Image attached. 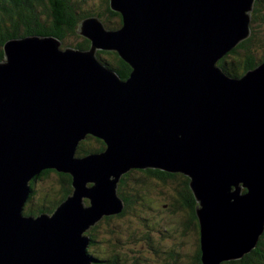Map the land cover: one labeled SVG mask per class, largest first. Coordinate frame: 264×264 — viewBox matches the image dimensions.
<instances>
[{
  "label": "water",
  "instance_id": "obj_1",
  "mask_svg": "<svg viewBox=\"0 0 264 264\" xmlns=\"http://www.w3.org/2000/svg\"><path fill=\"white\" fill-rule=\"evenodd\" d=\"M256 0H111L79 34L4 45L0 62V264H95L88 231L119 215L131 170L183 174L198 203L202 264L238 261L264 234V62L242 77L219 62L251 34ZM116 52L123 79L100 60ZM105 150L78 157L87 137ZM70 175L54 213H26L43 171Z\"/></svg>",
  "mask_w": 264,
  "mask_h": 264
},
{
  "label": "trees",
  "instance_id": "obj_2",
  "mask_svg": "<svg viewBox=\"0 0 264 264\" xmlns=\"http://www.w3.org/2000/svg\"><path fill=\"white\" fill-rule=\"evenodd\" d=\"M78 1L80 2V0H0V62L5 59L4 45L11 39H22L29 36H53L61 40L63 49L89 50L91 42L79 34L80 25L85 19L96 17L102 21L108 30H116L122 27V17L112 10L111 0H103L101 5L104 4V9L100 12H98V8L89 10L85 7L82 9ZM251 18L249 38L241 42L219 62L220 66H225V72L229 76L242 77L264 62V54L263 56L259 55L257 50L260 47L264 49V39H258L259 34L257 33L258 24L264 25V0L255 1ZM76 38L78 40H75ZM98 57L103 63L118 72L123 79L130 76L131 67L116 52L101 51L98 52ZM105 148L102 140L89 136L80 143L77 156L85 157L92 153H100ZM52 173H56L61 178V189L52 194L50 192L44 193L36 203L32 199L33 194L26 207L27 214L36 216L44 212L52 214L72 195L71 176L54 170L43 171L40 176L33 180L32 187L36 189L37 182L48 178ZM136 175L140 176L141 179H136ZM152 181L162 188V194L170 195H168L169 200L165 205V211L171 212L175 218L174 221L170 222L172 228L167 223L164 224L165 232L162 234L175 232L180 238V241L177 239L174 243L172 252L168 253V260L165 264H202L201 235L196 210L198 203L190 189V179L187 176L154 169L131 170L121 178L118 184L117 194L125 202V208L119 216L123 218L131 212V215L133 214L135 217V213L131 211V209L134 210L135 203L139 205L152 202L149 197L154 192L153 189L149 190V186H147ZM126 189L130 191L128 194ZM98 224L87 233L92 240L88 248L90 255L94 258L95 264H119L123 248H121V254L118 253V249L116 251L111 249L108 252V247L112 245L113 238L108 239L107 237V239L98 242V237L95 235ZM120 227L123 226L118 225L115 228L116 231L121 232ZM144 227L147 231L153 228L149 225H144ZM128 229L134 230L136 228L130 227ZM144 236L149 239L150 234L145 233ZM187 242L191 244L188 248ZM98 243L107 246L106 256H102V253H97L94 250ZM181 248L186 249V251L182 253ZM138 263V259H136L135 264ZM223 264H264V234L253 252L241 260Z\"/></svg>",
  "mask_w": 264,
  "mask_h": 264
},
{
  "label": "rangeland",
  "instance_id": "obj_3",
  "mask_svg": "<svg viewBox=\"0 0 264 264\" xmlns=\"http://www.w3.org/2000/svg\"><path fill=\"white\" fill-rule=\"evenodd\" d=\"M102 2L103 0H80L78 4L79 6L81 5L82 9H84L85 7L89 10L98 8V12H100L102 9H104V4L101 5ZM44 18L46 19L45 16ZM257 33L259 34L258 39H264V25L258 24ZM30 37L33 36H29V38ZM75 40L78 39L76 38ZM257 50L258 54L263 56L264 49H261L260 47ZM136 179H141V177L136 175ZM147 186H149V190L153 189L154 192V194L150 195L149 197V200H151L152 202H146V204L141 203L139 205H136L135 203L134 210L131 209V211L135 213V217L133 216V214L131 215V212L123 218L118 217L117 215V217H108L101 221L95 230V235L98 237V242L107 239V237L108 239L113 238L112 245L108 247V252H110L111 249H115V251L116 249H118V253H120L121 248H123L119 264H135L136 259H138V264H165V262H167L168 260V253L171 251L172 247L174 246V243L177 241V239L180 241V238L175 232H168V234H162L165 232V229L163 228L164 224L167 223L172 228L170 222L175 220L171 212H168L167 210L165 211V205H167V202L169 200L168 198L170 195L162 194V188L157 186V183H154V181L147 184ZM60 189L61 178L56 173H52L48 178H44L41 181L37 182L36 189H33L34 196L32 199L35 201L33 202L36 203V201L41 197V195L46 192H50L52 194L53 192H58ZM126 192L128 194V192L130 191L126 189ZM143 224L149 225L153 227V229L147 231ZM118 225L123 226V229L125 227H134L136 229L128 230L127 233L124 232L125 234H122L121 232L116 231L115 229L118 227ZM114 231L115 233H112L113 235H111V232ZM134 232H136V234H134ZM145 233L150 234L149 239H146V237L144 236ZM117 242H119V244H117ZM187 244V248L191 246L189 242H187ZM94 248L97 253H102V256H106V245L98 243ZM181 250L182 253L186 251V249L182 248Z\"/></svg>",
  "mask_w": 264,
  "mask_h": 264
},
{
  "label": "flooded vegetation",
  "instance_id": "obj_4",
  "mask_svg": "<svg viewBox=\"0 0 264 264\" xmlns=\"http://www.w3.org/2000/svg\"><path fill=\"white\" fill-rule=\"evenodd\" d=\"M115 216H116V215H113V216H111V217H115ZM117 216L120 217L119 215H117ZM117 216H116V217H117ZM106 218H108V217H106ZM120 229H121L122 234H125L124 232L127 233L128 230H129L127 227H126L125 229H123V227H120ZM152 229H153V228H152ZM152 229H151V230H152ZM149 230H150V229H149ZM112 233H113V232H111V235H113ZM134 234H136V232H134ZM110 241L112 242V240H110ZM153 251H154V250H153ZM171 252H172V250H171Z\"/></svg>",
  "mask_w": 264,
  "mask_h": 264
}]
</instances>
